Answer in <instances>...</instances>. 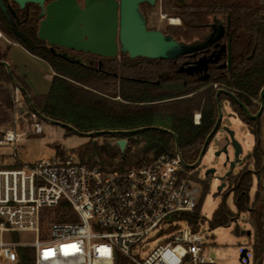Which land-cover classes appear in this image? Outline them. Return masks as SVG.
<instances>
[{
    "label": "built area",
    "instance_id": "2783aa9c",
    "mask_svg": "<svg viewBox=\"0 0 264 264\" xmlns=\"http://www.w3.org/2000/svg\"><path fill=\"white\" fill-rule=\"evenodd\" d=\"M20 94L16 86L15 102ZM262 115L264 134V108ZM32 116L31 132L43 134L38 114ZM27 134L17 127L0 129V146L18 147ZM184 167L178 153L123 169L57 153L8 163L0 153V264H21L20 248H29L33 264H116L119 255L129 264H221L208 250L209 234L201 223L195 229L174 218L193 211L202 192L184 176ZM64 202L74 219L55 218ZM155 230L167 231L166 241L145 257L134 252ZM22 233L32 238L21 240Z\"/></svg>",
    "mask_w": 264,
    "mask_h": 264
},
{
    "label": "trees",
    "instance_id": "16d2710c",
    "mask_svg": "<svg viewBox=\"0 0 264 264\" xmlns=\"http://www.w3.org/2000/svg\"><path fill=\"white\" fill-rule=\"evenodd\" d=\"M198 10L192 13L186 11L182 14V25H171L177 37L191 40L194 32L201 29V25L208 21V16L216 10H221L224 3L220 0H199L196 5ZM35 16L30 18L26 27H21L35 46L28 47L13 31L6 21L0 9V28L11 40L19 42L32 54L46 60L56 74L52 77L51 88L48 93L35 94L26 81V77L19 73L13 65H10L13 76L30 93L32 106L27 97L26 103L31 112H36L42 119L48 117L60 122H65L76 128L74 131L66 129V135L85 133L96 130H133L137 132L104 133L97 136L125 138L134 135L142 136L145 145L143 153H153L156 157L162 153L177 154L176 140L174 136L164 129L153 126H165L171 128L179 138V150L186 163H195L199 156L206 137L213 129L217 119L216 89L211 86L196 93L193 97L184 98L170 104L140 103L165 98L167 95L150 96L145 94H133L127 91L126 80L119 85L116 81L109 82L103 75L87 69L77 63L69 62L54 55L38 42V9L33 5ZM232 33V63L228 75L213 72L210 81L226 85V88L234 92L251 113L257 112L261 89L264 87V0H241L233 6L231 11ZM10 45L0 47V61L8 60ZM207 81H200L193 89L183 91L185 95L190 91L203 87ZM15 86L5 65L0 64V126L12 120V112L15 107L12 90L7 86ZM231 102L232 109L250 128L256 127L260 119H253L230 95H221ZM202 111V121L196 124L193 116L196 111ZM256 133V131H255ZM40 135V134H37ZM92 141L85 147L82 157L86 154H96L105 161L103 152L108 151L114 157L121 149L111 147L106 143L94 146ZM56 153L64 156L60 145H55ZM139 155V153H137ZM256 165H260L264 155L259 148L254 149ZM96 166L95 164H90ZM102 168V167H100ZM254 185L253 172H242L237 178L236 185L231 189L234 193V202L239 211L249 210L255 221L256 238L253 246V254L256 264L263 252L264 224L263 210L252 204L251 188ZM225 195L223 202L214 211L210 221L211 226L217 227L228 224L231 210L226 204ZM254 200V199H253ZM255 202V201H254ZM201 204L193 211L181 212L175 219L185 220L194 224H200ZM56 215L59 220L71 218V207L64 202ZM21 264H33V257L29 248H20ZM116 264H129L128 259L119 255Z\"/></svg>",
    "mask_w": 264,
    "mask_h": 264
},
{
    "label": "rangeland",
    "instance_id": "374dc122",
    "mask_svg": "<svg viewBox=\"0 0 264 264\" xmlns=\"http://www.w3.org/2000/svg\"><path fill=\"white\" fill-rule=\"evenodd\" d=\"M176 12L177 10L172 9L168 4V0H158L155 6L148 7L146 10L148 26L151 28L165 29L168 26L177 25L170 23V20L172 22V18L177 19ZM0 31L3 33L1 28ZM3 35L8 37L4 33ZM1 41H4L3 37L0 39V42ZM1 46L4 45L2 44ZM8 58L16 70L26 77L32 92L37 94L49 92L52 84V67L49 63L45 60L34 58L20 48L11 45L8 51ZM7 86L12 90L14 97L16 85L7 84ZM222 109L224 114V125L229 126L235 131V137L242 144L243 152L240 154L241 161L236 163V166L228 176H225L231 169L230 163H228L227 166L224 165L227 154L222 153L219 156L215 155V152L227 143L225 138L226 133L220 130L218 131V136L221 140H217V138L212 140L206 153L202 157V161L196 166L184 167L183 174L201 187V217L199 223H201L202 228L209 234L206 241L208 242V250L212 257L219 259L221 264H243L242 261H240V253L242 249L247 246L249 248L248 264H256L253 254V246L256 238L255 221L249 210L239 211L235 205L234 193L231 189L236 185L237 178L242 172H253L254 185L251 188L252 204L258 207L260 211L263 210L264 159L259 166L256 165L254 159V149L256 147H258L260 152L264 155L263 115L260 118L259 125L250 128L239 116L235 115L228 100L222 101ZM37 120L41 122L44 128V133L40 135L31 132L33 128L32 123L36 120L32 116V112L29 110L25 97L21 92L20 101L15 102L11 122L0 126V129L17 127L19 131L28 133L25 136L27 142H25L24 147L19 151L20 157L23 159L25 158L27 161H34L42 156L52 155L54 150L56 151L55 145H60L61 151L66 155L75 154L81 161L95 164L102 168L123 169L154 158L152 152H142L145 140L141 139L139 136L125 137L128 141L126 148L121 150V152L117 153L114 157L108 151H104L103 157L105 161L96 154H86L82 157V153L90 141H92V145L89 146H94L97 143L99 146H102L106 143L116 149L119 147L116 143L118 138L87 136L76 132L66 135L65 127L52 123L44 118L41 119L39 116ZM5 151L7 152L5 148H0V152ZM137 153H139V155ZM26 154H28V156H26ZM229 155L230 161L235 160V150L232 146H229ZM6 158L8 162L13 161L9 155ZM209 168H215V172L207 175L206 172ZM221 176L223 177L220 178ZM223 182L225 183L223 189L218 191V186ZM226 194H228V196L225 202L231 210L230 220L226 225L213 228L210 224L213 213L223 202ZM55 218L59 219L56 214ZM74 218L75 215H72V217L68 219ZM192 224L195 229L199 228L200 224ZM248 230L251 231V235L247 233ZM31 236L32 235L29 233H22L20 238L21 240H27L31 239ZM166 238L167 231L159 232L155 230L150 234L148 242L144 243L143 248L140 249L137 247L134 249V252L140 253L141 256L145 257L148 255L149 251L159 244L164 243ZM244 263H247V261L244 260ZM259 264H261V257L259 259Z\"/></svg>",
    "mask_w": 264,
    "mask_h": 264
},
{
    "label": "water",
    "instance_id": "95a60500",
    "mask_svg": "<svg viewBox=\"0 0 264 264\" xmlns=\"http://www.w3.org/2000/svg\"><path fill=\"white\" fill-rule=\"evenodd\" d=\"M18 3L21 9L27 8L29 5H34L38 9V37L47 42L50 49L59 57L72 62L83 64V59L70 53L68 50L82 51L92 53L101 57H115L118 55L119 49L123 53H129L132 57L139 55L148 57H169L178 54H185L194 51V44L179 42L171 35H166L160 29L147 27V19L141 13V3L147 2L152 6L156 5L157 0H85V5L82 6L78 0H14ZM0 9L4 16L13 27V31L28 47L33 48L35 43L25 32L16 26V12L10 11L5 0H0ZM19 22V21H18ZM119 37V41H118ZM60 46L67 51L56 52V47ZM204 46V45H203ZM0 64L6 66L14 84L27 97L30 105L32 100L28 90L23 87L13 76L10 63L6 60L0 61ZM226 93L238 101L253 119H259L264 108V87L260 92V107L256 113H251L249 108L240 100L232 91L219 89L216 93L218 101V119L206 137L198 160L194 164H188L183 159L179 150V140L175 133L161 126H153L154 128L164 129L172 133L176 137L177 153L180 155L182 164L185 167H193L202 161L203 155L206 153L210 139L214 133L223 130L227 133V143L215 152L219 156L222 153L227 154L224 165L230 163V170L225 176H228L237 162L241 161L240 154L243 152L242 144L235 137V131L225 125L219 128L222 123V107L220 103V93ZM44 119L61 125L65 128L77 131L72 125L60 122L48 117ZM139 129L133 130H96L85 133L87 136H94L104 133H135ZM224 138V137H223ZM221 140V138L217 139ZM116 143L121 150L126 148L128 143L125 138H118ZM229 146L235 150V160L230 161ZM215 168H209L206 172L214 173ZM221 176L220 178H222ZM224 182L218 186V191L224 187ZM245 232V231H243ZM247 233L251 235V231ZM249 248L246 246L240 253V261H249Z\"/></svg>",
    "mask_w": 264,
    "mask_h": 264
},
{
    "label": "flooded vegetation",
    "instance_id": "af4514ba",
    "mask_svg": "<svg viewBox=\"0 0 264 264\" xmlns=\"http://www.w3.org/2000/svg\"><path fill=\"white\" fill-rule=\"evenodd\" d=\"M79 3L84 6L85 0H78ZM158 1V0H157ZM156 1V3H157ZM199 0H168V4L172 9L177 10L176 18L178 23L171 24L182 25V14L186 11L192 13L194 20V12L198 10L196 3ZM224 3V7L221 10H216L209 14L208 21L201 25V29L195 31L194 36L191 40L177 37L174 30L168 26L165 29H160L166 35H171L179 42L194 44V51L185 54H178L176 56L169 57H148L139 55L132 57L129 53H123L119 49L118 55L115 57H101L96 54L86 53L82 51L68 50L70 53L75 54L77 57L83 59V64H79L87 69H90L100 75H103L107 81H116L119 85L122 80H126V89L133 94H145L150 96L167 95L165 98L144 101L140 103L150 104H170L175 103L184 98L193 97L196 93L205 90L211 86L216 89V93L219 89L228 90L226 85L223 83H213L210 81L213 72L222 73L228 75L231 69L232 63V33H231V11L234 5H237L241 0H220ZM10 11H15L17 17L15 21L16 26L26 27L28 20L35 16V10L32 8L33 5H29L25 9H21L14 0H5ZM148 7H153L147 2L141 3V13L146 17V10ZM4 15V14H3ZM5 17V16H4ZM8 24L12 27L10 22L5 17ZM19 21V22H18ZM39 23V21H38ZM147 27L148 26L147 21ZM13 28V27H12ZM159 29V28H156ZM38 33V28H37ZM38 42L41 45L50 50L56 55L48 46L47 42L39 39L37 34ZM119 41V37H118ZM204 45V46H203ZM56 52L67 51V49L55 46ZM58 56V55H56ZM59 57V56H58ZM78 64V63H77ZM200 81H207V83L201 87L196 88L185 95H181L183 91L195 88ZM230 91V90H228ZM221 95H227L226 93H220V103L222 107V101L228 100L226 98L221 99ZM216 107H217V119H218V101L215 96ZM229 101V100H228ZM261 104L260 97L256 99ZM230 102V101H229ZM231 105V102H230ZM232 108V105H231ZM232 111L238 116V113L233 109ZM223 112V109H222ZM200 113V120L198 123L195 122V114ZM256 113V112H255ZM224 115V114H223ZM222 115V123L219 128L224 127ZM262 116V114H261ZM260 116V118H261ZM259 118V119H260ZM216 119V121H217ZM193 121L196 124L202 121V111H196L193 116ZM216 123V122H215ZM162 127V126H161ZM164 128L170 129L169 127ZM173 131V130H172ZM174 132V131H173ZM175 133V132H174ZM172 134V133H171ZM176 140L175 133L172 134ZM209 135V134H208ZM139 136V135H134ZM133 136V137H134ZM142 139V136H139ZM227 137V133L226 136ZM178 138V136H177ZM215 138H219L218 132L214 133L210 139V142ZM179 140V138H178ZM228 141V140H227Z\"/></svg>",
    "mask_w": 264,
    "mask_h": 264
},
{
    "label": "crops",
    "instance_id": "0c3cea01",
    "mask_svg": "<svg viewBox=\"0 0 264 264\" xmlns=\"http://www.w3.org/2000/svg\"><path fill=\"white\" fill-rule=\"evenodd\" d=\"M1 32V31H0ZM2 34V36L0 37V39L3 37L4 38V41H1L0 42V47H5L6 45H11V46H14V47H17V48H20L21 50H23V51H25L26 53H28V54H30L31 56H33L34 58H38V59H41V60H44V59H42V58H40V57H38V56H36V55H34V54H32L26 47H24L22 44H20L19 42H15V41H13V40H11L10 38H8V37H6L5 35H3V33H1ZM7 42V43H6ZM4 45V46H1V45ZM9 63H10V61H9V58H8V60H7ZM46 61V60H45ZM47 62V61H46ZM48 63V62H47ZM10 65H12L11 63H10ZM56 74V72L53 70V68H52V73H51V77H53L54 75ZM26 81H27V79H26ZM34 93V92H33ZM35 94H37V93H35ZM4 129V128H3ZM25 142H27V140H24L23 141V143H19V146L18 147H15V146H13V145H8V146H0V148H5L6 150H7V152L5 151V152H0V153H2V154H4V157H5V159H6V161H7V156L9 155L12 159H13V161L12 162H8V163H21V162H30V161H27V160H25V158L23 159V158H21L20 157V153H19V151H20V149L22 148V147H24V145H25ZM9 151V152H8ZM56 154V151L54 150V153L52 154V155H55ZM52 155H49V156H52ZM26 156H28V154H26ZM49 156H42V157H49ZM41 158V157H40ZM35 161V160H34Z\"/></svg>",
    "mask_w": 264,
    "mask_h": 264
},
{
    "label": "bare ground",
    "instance_id": "6f19581e",
    "mask_svg": "<svg viewBox=\"0 0 264 264\" xmlns=\"http://www.w3.org/2000/svg\"><path fill=\"white\" fill-rule=\"evenodd\" d=\"M172 22H178V19L172 18ZM2 36L1 32H0V37Z\"/></svg>",
    "mask_w": 264,
    "mask_h": 264
}]
</instances>
